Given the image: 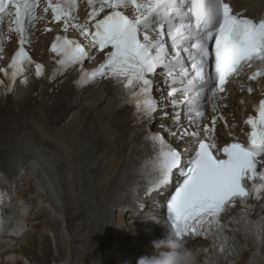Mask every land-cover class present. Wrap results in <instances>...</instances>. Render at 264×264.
Returning <instances> with one entry per match:
<instances>
[{
    "label": "snow or ice",
    "instance_id": "6c2138e0",
    "mask_svg": "<svg viewBox=\"0 0 264 264\" xmlns=\"http://www.w3.org/2000/svg\"><path fill=\"white\" fill-rule=\"evenodd\" d=\"M80 2L0 0V52L6 40L14 36L18 41L10 62L0 67L6 78L0 79L4 94L14 91L17 80L27 85L33 70L37 78L46 75L44 64L34 60L26 45L31 43L35 24L50 20L55 28L44 31L59 29L60 34L48 49L56 66L49 79L75 73L78 87L114 81L126 103L134 106L136 119L150 125L159 117L160 130L173 141L185 140L181 151L160 130L145 133L155 150L150 192L158 195L174 176L182 177L166 201L171 232L184 244L192 238L212 239L216 264H224L227 256L215 251L216 241L220 253L230 250L222 215L237 202L246 206L248 199L264 208V98L243 121L246 142L221 145L216 126L225 117L212 115L209 126L203 123L204 109L210 103L216 113L222 107L218 101L225 98L221 94L233 81L244 76L248 81L264 79V16H243L228 0H86L81 17ZM93 53H99L102 62L88 69L86 61L96 59ZM157 77L163 78L166 89H161ZM253 90L247 87V93ZM180 105L185 107L188 124L197 130L185 128L178 135ZM165 118L171 121L167 127ZM224 126L229 127L227 121ZM12 163L24 167L22 155ZM0 182H7L2 173ZM150 218L157 220L154 215ZM231 247H236L235 242Z\"/></svg>",
    "mask_w": 264,
    "mask_h": 264
},
{
    "label": "bare ground",
    "instance_id": "6f19581e",
    "mask_svg": "<svg viewBox=\"0 0 264 264\" xmlns=\"http://www.w3.org/2000/svg\"><path fill=\"white\" fill-rule=\"evenodd\" d=\"M230 1L245 15L264 13V0ZM47 38L37 37L32 45L37 60L48 59ZM101 61L98 55L94 63ZM50 88L44 81L32 82L27 89L0 99V154H10L6 158L11 174L17 177L21 209L26 210L29 203L37 206L36 212L23 216L20 223L28 224L26 233L37 228L36 234L43 237L37 243L32 236L26 237L18 249H7L13 242L0 240V264H22L28 259L37 264H137L139 258L153 256L147 251L152 241L145 234L149 230L165 238L162 228L145 223L142 214H123L119 208V198L137 180L121 177L136 172L147 152L141 140L142 127L132 124L130 113L117 107L108 85L76 96L68 81L51 93ZM229 89L230 113L241 123V114L252 97ZM176 111L179 131L191 127L179 109ZM19 155L23 174H18L20 167L12 163ZM48 197L59 201L61 210L47 206ZM108 228L111 238L107 241L104 232ZM256 250L247 239L235 264H264L262 256H254ZM199 259L206 264L203 256Z\"/></svg>",
    "mask_w": 264,
    "mask_h": 264
},
{
    "label": "clouds",
    "instance_id": "9594fccd",
    "mask_svg": "<svg viewBox=\"0 0 264 264\" xmlns=\"http://www.w3.org/2000/svg\"><path fill=\"white\" fill-rule=\"evenodd\" d=\"M149 222L151 221L145 220V223ZM151 243L156 249L165 248L169 251H162L158 256L141 257L137 264H199L200 253L175 239L174 232H171V237L156 239ZM206 264H215V262L206 261Z\"/></svg>",
    "mask_w": 264,
    "mask_h": 264
},
{
    "label": "rangeland",
    "instance_id": "374dc122",
    "mask_svg": "<svg viewBox=\"0 0 264 264\" xmlns=\"http://www.w3.org/2000/svg\"><path fill=\"white\" fill-rule=\"evenodd\" d=\"M32 231H34V234L33 233H29L28 234V236L27 237H30V236H32L33 238H32V241H34V242H36L37 243V241L38 240H40V239H43V237H41V236H38L36 233L39 231L37 228L36 229H32ZM26 238V237H25ZM25 238H23L21 241H25ZM18 241V240H17ZM15 241V242H13V243H10L9 244V247L7 248V249H14L15 247H17V249L20 247V243H21V241ZM264 247V246H263ZM263 247L261 248V251L263 250ZM262 252H264V251H262ZM264 255V254H263ZM21 260V262L22 261H24V259H20ZM27 260V259H26ZM261 260L262 261H264V256H262V258H261ZM35 261V262H34ZM22 264H37L36 263V260H27V261H25V262H22Z\"/></svg>",
    "mask_w": 264,
    "mask_h": 264
}]
</instances>
